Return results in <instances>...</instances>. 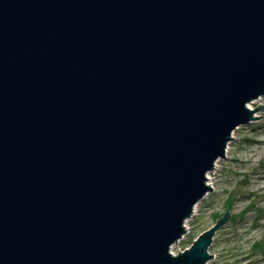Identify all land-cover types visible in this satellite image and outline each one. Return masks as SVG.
Listing matches in <instances>:
<instances>
[{
  "label": "water",
  "instance_id": "water-1",
  "mask_svg": "<svg viewBox=\"0 0 264 264\" xmlns=\"http://www.w3.org/2000/svg\"><path fill=\"white\" fill-rule=\"evenodd\" d=\"M262 97L264 0H0V264H206Z\"/></svg>",
  "mask_w": 264,
  "mask_h": 264
},
{
  "label": "rangeland",
  "instance_id": "rangeland-1",
  "mask_svg": "<svg viewBox=\"0 0 264 264\" xmlns=\"http://www.w3.org/2000/svg\"><path fill=\"white\" fill-rule=\"evenodd\" d=\"M260 104L264 97L249 107ZM256 115L234 131L226 157L210 173L215 189L196 205L186 234L171 248L174 256L190 249L228 211L230 220L213 237L209 264H264V111Z\"/></svg>",
  "mask_w": 264,
  "mask_h": 264
},
{
  "label": "bare ground",
  "instance_id": "bare-ground-1",
  "mask_svg": "<svg viewBox=\"0 0 264 264\" xmlns=\"http://www.w3.org/2000/svg\"><path fill=\"white\" fill-rule=\"evenodd\" d=\"M249 107V106H248ZM250 108V107H249ZM251 109V108H250ZM257 116V115H256ZM234 134V133H233ZM233 136V135H232ZM229 152V151H228ZM221 160V159H220ZM220 160H218L217 162H216V164H215V166H214V169L212 170V171H215L217 168H218V162L220 161ZM211 171V172H212ZM211 172H208L207 173V175H206V177H207V185L208 186H210L211 188H212V190H214L215 189V186L213 185V183H212V180H213V177H212V175L210 174ZM197 207L195 206V208H194V212H196L197 210ZM194 212H193V214H194ZM209 254L210 255H212L211 253H210V251H209ZM213 258H211L210 260H208V262L206 263V264H209L210 263V261L212 260Z\"/></svg>",
  "mask_w": 264,
  "mask_h": 264
},
{
  "label": "built area",
  "instance_id": "built-area-1",
  "mask_svg": "<svg viewBox=\"0 0 264 264\" xmlns=\"http://www.w3.org/2000/svg\"><path fill=\"white\" fill-rule=\"evenodd\" d=\"M185 228H187L186 225H185ZM186 232H187V229H186ZM171 252H172V251H171ZM180 252H182V251H180ZM172 253H173L174 255H176L174 252H172ZM178 253H179V252H178ZM178 253H177V254H178Z\"/></svg>",
  "mask_w": 264,
  "mask_h": 264
}]
</instances>
